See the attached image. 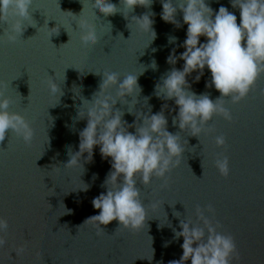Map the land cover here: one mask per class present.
<instances>
[{"label": "water", "instance_id": "1", "mask_svg": "<svg viewBox=\"0 0 264 264\" xmlns=\"http://www.w3.org/2000/svg\"><path fill=\"white\" fill-rule=\"evenodd\" d=\"M110 2L118 11L104 16L95 14V0H32L29 18L22 21L26 27L15 42L4 38L7 24L0 22V95L10 99L9 111L21 114L33 129L29 144L7 131L0 140V218L8 224L0 231L4 241L0 264H168L182 254V238L174 240L172 229L180 230V219L196 222L195 209L204 211L209 205L213 211L204 215L218 224L219 232L233 237L238 264H264V96L259 91L264 88V72L238 103L224 98L230 121L214 115L198 137L190 136L187 129L181 131L172 123L173 101L153 94L154 85L173 67L165 62L170 50L183 51L178 46L187 28L182 12L177 9V28L160 19L161 0L135 6L127 19L119 0ZM205 2L213 13L220 6L227 8L239 25V10L229 0ZM148 14L156 34L153 40L150 32L127 27L133 16ZM82 25L97 35V43L86 49L80 44ZM52 27H57L56 33L47 29ZM169 37H175V43H169ZM204 41L201 36L199 42ZM182 65L177 60L174 67ZM103 72L121 78L138 74L141 92L133 114L127 112V103L117 101L114 108L132 124L135 111L144 113L150 106L149 114H154L166 103V130L177 134L184 148L180 163L166 180L154 178L145 186L137 177L135 186L147 217L135 231L120 227L116 220L100 225L102 230L95 221L84 223L99 212L91 201L105 192L103 182L110 170L98 147L93 148L90 162L84 163L86 153L82 155L83 169L64 166L67 148L78 150V133L86 126L85 119H76L77 109L82 99L91 101L99 90ZM195 75L186 77L191 91L207 94L213 101L219 98L213 87H205L210 81L207 69L193 83ZM49 80L55 81L60 93L50 94ZM115 91L113 86L109 94L114 96ZM217 136L224 137L222 147L215 145ZM221 156L228 160L227 176H220L214 167ZM83 184L86 191L77 189ZM164 215L171 227L158 228Z\"/></svg>", "mask_w": 264, "mask_h": 264}, {"label": "clouds", "instance_id": "2", "mask_svg": "<svg viewBox=\"0 0 264 264\" xmlns=\"http://www.w3.org/2000/svg\"><path fill=\"white\" fill-rule=\"evenodd\" d=\"M229 2L233 8L239 10V25L236 15L224 6H220L213 13L205 0H161L160 19L179 28L180 24L175 19L179 9L187 28L185 39L178 45L183 51L176 54V48L170 50L165 62L173 67L154 85L153 94L158 99L173 101L176 113L172 123L181 131L187 129L190 136L198 137L214 115L230 121L232 117L224 107V98L227 97L233 104L238 103L249 93L257 77L264 72V0ZM119 3L123 9L121 12L127 19V13L135 6L147 7L152 0H119ZM31 4L32 0H0V22L7 24L3 32L7 41L15 42L26 27L22 21L29 18ZM93 9L95 14L101 13L104 16L118 11L110 0H95ZM149 15L151 14L133 16L127 27L131 29L130 26L134 25L146 33L150 32L153 40L156 34L151 28L153 20ZM47 29L50 32L55 29L54 33L57 32V27ZM80 33L82 48L86 49L97 43L96 33L86 25L80 26ZM201 36L205 37L204 42H199ZM175 40V37L168 38L169 43H175ZM177 60L183 61L180 69L174 67ZM152 67H156L154 61ZM205 69L210 74V81L205 82V87L211 86L220 93L219 98L214 101L207 94L191 91V85L186 79L196 73L192 82H198ZM101 74L99 90L93 94L91 101L82 99L77 109L76 119H85L86 126L78 133V150L73 152L70 146L67 148L69 159L64 166L83 169L82 155L86 153L83 155L84 163L90 162L93 148L98 147L101 158L108 159L110 170L103 182L105 192L91 201L93 209H99V212L84 223L92 220L100 227L116 220L120 227L135 231L144 225L147 217L140 200V191L135 186L137 177L145 186L154 178L166 180V174L180 163L184 148L177 134L166 130V103L154 114H149L150 106L147 112L135 111L132 124L124 122V113L114 108L117 101L122 105L127 103V112L133 114V106L137 103L136 96L141 92L137 83L138 74H126L122 78L115 72ZM113 86L116 88L114 96L109 94V89ZM48 89L52 95L59 92L53 80L48 81ZM259 91L264 96V88ZM126 96L132 97L131 101H126ZM147 99L145 98V102ZM9 105L10 99L0 95V140L4 139L7 131L29 144L33 137L32 127L21 114L9 111ZM129 128L134 131L129 132ZM214 142L217 147H222L225 140L223 136H217ZM214 167L220 176L228 175L226 157L217 158ZM87 188L84 185L77 189L86 191ZM204 211L211 214L213 209L209 205ZM204 211L197 207L196 222L180 219V230L172 229L174 240L182 238V254L178 260H171L168 264H185L186 261H190V264H232L234 259L238 264L239 255L233 237L219 232L218 224L205 216ZM173 216L178 218L180 213L173 212ZM165 224L171 227L166 215L157 227ZM7 227V221L0 218V231ZM3 243L0 239V244ZM167 243L163 246L166 247Z\"/></svg>", "mask_w": 264, "mask_h": 264}]
</instances>
